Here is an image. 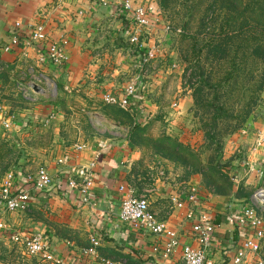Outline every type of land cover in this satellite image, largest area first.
Listing matches in <instances>:
<instances>
[{"label":"crops","instance_id":"crops-1","mask_svg":"<svg viewBox=\"0 0 264 264\" xmlns=\"http://www.w3.org/2000/svg\"><path fill=\"white\" fill-rule=\"evenodd\" d=\"M130 1L148 6V0ZM17 22L42 25L48 43L66 42L67 62L40 63L37 46L3 52ZM130 27V17L114 6L89 0H0V72L18 74V81L28 79L25 84L34 85L36 91L29 94L19 87L25 106L17 113L10 111L17 98L0 99L9 110L6 118L0 116V138L19 149L13 172L19 185L32 194L26 211L9 212L0 204V223L6 226L0 230V241L13 244L9 235L15 231L42 233L51 251L66 264H184L183 247H200L192 227L204 213L215 225L207 260L232 264L244 239L232 208L244 200L233 192L218 195L205 187L201 173L186 178L180 168L155 156L151 140L169 135L184 141L185 133L174 134L166 127L188 115L193 98L162 64L159 38L163 32L157 23L144 29L141 37L148 48H159L149 62L144 51L130 44ZM132 84L136 93L128 108L104 103L105 93L123 98ZM172 113L176 117L171 118ZM138 124L143 132L136 138L148 145L132 138ZM92 164L91 202L84 203L78 191L69 189L68 179L73 168ZM40 168L50 172L53 184L35 193L27 176H37ZM121 186L131 188L136 196L145 194L150 210L177 234L179 245L168 258L161 255L167 238L137 232L120 220ZM193 188L197 203L187 200ZM260 190L264 187L255 192ZM174 198L182 200L183 206H176ZM191 212L197 218L189 219ZM92 238L99 240L98 247L92 245ZM257 261V256L248 254L243 264Z\"/></svg>","mask_w":264,"mask_h":264},{"label":"rangeland","instance_id":"rangeland-1","mask_svg":"<svg viewBox=\"0 0 264 264\" xmlns=\"http://www.w3.org/2000/svg\"><path fill=\"white\" fill-rule=\"evenodd\" d=\"M152 3L159 18V21L156 22L157 26L160 28L159 30H162L163 37L167 35V40H164L163 37L159 39L161 40V51L164 55L162 57L164 63L162 64L173 71L169 76L175 81H177V78L181 88L189 91L188 93H191V96L193 94V89L190 88L191 84H198L197 81L202 77L203 79L211 77L213 79L212 83L216 84V86H221L222 89L220 94H213V91L208 92V94H205L203 101L210 104L219 96L221 101L224 102V107L227 109L229 116L227 121L220 122L217 135L218 145L214 143L213 146L205 140L207 129L200 118L203 114L198 109L199 115H195V106H192L188 115L182 119L179 117L176 124L166 128L170 129L174 134L177 131L179 135L186 134V136L181 138L184 140L181 143L184 146H189L197 158L200 159L197 163L193 162L195 171L207 166L211 161H213V166H215L214 162L216 160L214 158L216 157L214 156L219 146L221 153L219 165L221 170L216 172L217 175L214 176L219 180L216 184L217 189L218 186L223 188L225 185V181H220L219 177L229 176L230 179L236 180L232 192L238 195L237 198H239L240 192L246 194L247 197H251L256 193L257 188L264 187V156H260V154L264 153V65L262 58L256 60V57L244 59L239 57L240 60L236 67H233L230 62L221 66L218 60H213L208 51H204L203 54L195 52L194 41L186 40L182 36L181 32L182 30L184 31L183 23L187 19H184L183 12H185V9L181 5L164 11L159 6V0H148V6L152 7ZM200 17L201 13L195 15L190 27L188 26L187 30L184 31L185 34L198 35ZM198 39L206 42L208 37L206 34H201ZM2 48L1 44L0 50ZM230 69L233 70L228 73ZM238 70H240V79L236 80L239 74ZM18 79V74H12L8 70L0 72V99L10 100L11 98H17L18 102L15 105H13L14 103L11 104L14 108L11 107L13 109L10 110L16 113L21 112L25 106V101L20 94L22 90L19 87L28 89L27 92L29 94H35L36 92L34 85L27 86L25 84V82L29 81L28 79L26 81H18ZM202 103L200 102V104ZM8 112L9 110L0 104L2 120L7 117L6 113ZM246 115H248L247 119L243 122V118ZM8 117H12V114H9ZM174 117L176 115L172 113L171 118ZM212 117L213 115L209 114L207 122H210ZM48 120H51V118L49 117ZM2 127L4 129L6 126L2 125ZM236 127L238 129H235ZM17 152L19 153V149L10 146L8 142L0 138V188L7 172L11 171L14 173L13 171L17 170L16 165L19 161ZM172 168L174 169V167ZM180 170L183 174L185 173L182 168ZM214 172L215 168L212 170L213 175ZM200 175L205 187L210 190L206 182V176L204 174ZM215 178L211 185L213 191L215 190L213 188H216ZM242 200H246V198L243 197ZM261 216L264 219V209L261 212ZM259 261L264 264V239L257 264H259ZM0 264L50 263L38 261L28 255L20 245L0 241Z\"/></svg>","mask_w":264,"mask_h":264},{"label":"built area","instance_id":"built-area-1","mask_svg":"<svg viewBox=\"0 0 264 264\" xmlns=\"http://www.w3.org/2000/svg\"><path fill=\"white\" fill-rule=\"evenodd\" d=\"M92 3L101 6H114L118 11L126 12L130 17V44L138 50L146 53L145 61L149 62L155 58L159 51L157 45L148 48L146 42L141 40L143 30L150 28L155 22L159 21L156 12L151 6H135L130 0H89ZM14 31L11 35L10 42L2 49L5 53H13L15 49L22 47L25 50L37 46L41 49L38 56L40 63L45 64L51 62L54 65L61 66L67 62L68 57L65 52L66 42L48 43V36L42 25H28L17 22L13 27ZM26 35V36H25ZM23 37V38H22ZM47 42V43H46ZM46 45V46H45ZM136 87L130 85L126 89L123 98H118L112 94L105 93L102 97L104 103L109 105H117L123 109L128 108L130 100L135 96ZM177 105H175L176 107ZM9 126L8 123H4ZM83 149L85 146L77 147ZM72 176L68 179L69 189L78 191L84 203L91 202V191L94 187V166H83L72 169ZM27 181L32 185L35 193H41L53 184V178L46 168H40L37 176L28 175ZM119 191L124 193L121 201L120 220L131 225L137 232L150 233L156 236L167 238L161 255L168 258L178 247L177 234L161 221L158 216L150 210L149 201L145 194L138 195L131 188L121 186ZM32 200L31 191L23 188L17 182L16 175L8 172L3 180L0 188V204L4 205L9 212L26 211ZM189 202L197 203L198 194L195 188L191 189L187 199ZM178 207L183 206L182 200L173 199ZM264 190H260L254 194L251 204L240 202L235 208H232L234 222L236 226L244 233L242 249L233 258L232 264H243L248 254L257 256L262 250V242L264 239V219L261 212L264 209ZM189 219L197 218L191 212L187 216ZM199 221L192 227L199 248L190 245L183 247L184 264H210L207 260L206 249L210 246L215 231V225L207 214L201 213L198 217ZM6 226L0 223V230H5ZM9 241L13 244L20 245L33 258L52 264H66L64 259L57 257L50 248L48 238L42 233L15 231L10 233ZM91 243L94 247H98L100 242L97 238H92ZM158 251V250H156ZM92 252V251H90ZM89 253L85 251L84 254ZM259 264H263L259 261Z\"/></svg>","mask_w":264,"mask_h":264},{"label":"trees","instance_id":"trees-1","mask_svg":"<svg viewBox=\"0 0 264 264\" xmlns=\"http://www.w3.org/2000/svg\"><path fill=\"white\" fill-rule=\"evenodd\" d=\"M180 5L185 9V12H183L184 19H187L183 23L184 31L187 30L188 26L190 27L195 15L201 13L198 35L185 34L183 30L181 32L184 39L194 41L195 52L203 54L204 51H208L213 60H218L221 66L230 62L233 67H236L240 60L239 57L243 59L256 57V60L262 58L264 65V0H159V6L164 11ZM121 13L129 18V14L126 12ZM201 34H206L208 37L206 42L198 39V36ZM200 45L201 47H199ZM232 70L230 69L228 73H231ZM238 71L239 74L236 80L240 79V70ZM197 82L198 84L190 85V88L193 89L192 98L193 106H195V115H199V110L203 114L200 118L207 129L205 140L212 146L214 143L218 145V128L220 127V122L229 119L228 112L219 96L210 104L204 103L203 100L205 94H208V92L213 91V94H220L222 88L213 84L211 77L205 79L202 77ZM200 102L203 103L200 104ZM209 114H212L213 117L210 122H207ZM247 116L243 118V122L246 121ZM235 129H238V127ZM141 132H143V128L141 129L139 124L135 125L132 138L136 139V141L138 140L137 144L148 145L145 141L136 138ZM151 144L155 156L170 161L176 168H182L186 178L193 173L204 174L207 185L211 189L214 176L217 175L216 172L221 170L219 165L221 155L219 146L214 156L216 157L214 158L216 160L214 162L215 166H213V161H211L207 166H203L201 169L195 171L193 162L197 163L200 159L197 158L189 146H184L177 138L163 135L156 140H151ZM213 167L215 168L214 175L212 173ZM219 179H221L220 181H225V185L223 188L218 186L217 189L216 184L219 180L215 178L216 188H213L215 189L214 192L218 195L232 193L236 180L230 179L229 176H222ZM243 197L246 198L244 203H252L251 197H247L246 194L240 192L239 198Z\"/></svg>","mask_w":264,"mask_h":264},{"label":"water","instance_id":"water-1","mask_svg":"<svg viewBox=\"0 0 264 264\" xmlns=\"http://www.w3.org/2000/svg\"><path fill=\"white\" fill-rule=\"evenodd\" d=\"M263 203H264V201H263Z\"/></svg>","mask_w":264,"mask_h":264}]
</instances>
